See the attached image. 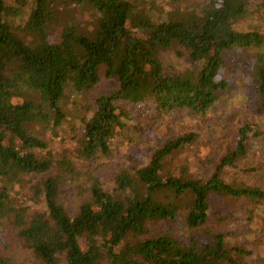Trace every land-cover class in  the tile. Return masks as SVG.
I'll return each instance as SVG.
<instances>
[{
    "label": "trees",
    "instance_id": "trees-1",
    "mask_svg": "<svg viewBox=\"0 0 264 264\" xmlns=\"http://www.w3.org/2000/svg\"><path fill=\"white\" fill-rule=\"evenodd\" d=\"M166 1L167 8L156 0H0V220L42 264H246L241 259L250 252L230 248L223 233L205 243L156 234L152 227L188 211L186 225L199 230L210 221L213 196L244 199L259 213L262 188L222 177L247 157L250 133L257 134L252 124H243L233 151L206 181L172 171L174 157L198 138L189 133L166 142L144 165L124 166L112 193L95 179L91 201L76 216L60 202L78 172L70 157L56 158L46 134L64 133L79 158L94 159L110 155L129 126L130 112L120 103L153 101L161 115L184 110L203 116L227 88L220 79L224 54L235 49L257 55L252 78L264 108V36L235 29L251 0ZM30 5L18 26L31 37L26 41L9 17ZM89 9L92 26L80 18ZM166 51L189 57L196 68L168 73L161 58ZM103 80L112 91L86 103ZM52 171L37 184L35 198L23 195L27 178ZM36 199L43 206L29 214ZM6 262L0 255V264Z\"/></svg>",
    "mask_w": 264,
    "mask_h": 264
},
{
    "label": "rangeland",
    "instance_id": "rangeland-1",
    "mask_svg": "<svg viewBox=\"0 0 264 264\" xmlns=\"http://www.w3.org/2000/svg\"><path fill=\"white\" fill-rule=\"evenodd\" d=\"M156 1L160 7L167 8L166 0ZM31 7L23 8L18 16L9 17L12 27L17 28V34L22 35L26 41L31 40V37L23 35L18 26L30 13ZM249 9L248 16L238 22L235 29L244 33L255 31L264 36V0H251ZM94 13L93 10H86L80 18L83 23L92 26ZM161 58L168 73H181L196 68L189 57H179L171 51L163 52ZM256 61L257 55L251 49H235L224 54L220 79L226 82L227 88L219 92L217 102L203 116L191 115L184 110L161 115L153 101L143 104L120 103L130 112V123L112 142L111 154L108 156L79 158L75 153V141L71 137H64V133L54 138L50 134L44 135L45 139H51V149L56 158L63 155L70 157L78 172V178L69 181L60 194V202L70 216H76L81 206L91 201V188L95 179L104 191L112 193L117 176L124 166L134 162L138 166L144 165L166 142L189 133L197 134L198 138L174 157L172 171L176 175L185 172L193 179H210L220 161L233 151L239 129L245 123L254 125V132L257 133L253 136L250 133L249 153L233 166L226 167L222 177L232 185L264 190V108L252 78ZM112 89V85L103 80L87 95L86 103L92 104L100 94L109 93ZM67 94L70 102V98L74 97L71 88ZM70 122L74 123L73 120ZM68 127L70 124L63 130L68 132ZM54 174L52 171L27 178L28 184L24 185L23 195L35 198L37 184ZM35 201L36 204H28L31 205L29 214H34L43 206L40 199ZM211 203L210 221L199 230L193 231L186 225L188 211H183L175 222L158 224L152 229L156 234L171 233L184 241L195 238L205 243H210L215 233H223L230 248L240 247L250 252L249 256L241 259L242 262L264 264V207L256 213L244 199L231 200L218 196H213ZM0 255L6 259L7 264H42L33 251L24 246L16 229L5 219L0 220Z\"/></svg>",
    "mask_w": 264,
    "mask_h": 264
}]
</instances>
